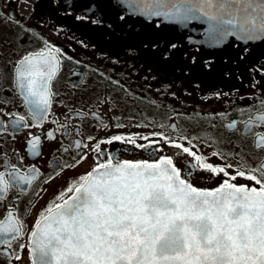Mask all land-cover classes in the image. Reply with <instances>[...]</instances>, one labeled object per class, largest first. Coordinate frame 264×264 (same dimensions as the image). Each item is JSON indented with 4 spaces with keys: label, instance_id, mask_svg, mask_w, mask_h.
<instances>
[{
    "label": "flooded vegetation",
    "instance_id": "1",
    "mask_svg": "<svg viewBox=\"0 0 264 264\" xmlns=\"http://www.w3.org/2000/svg\"><path fill=\"white\" fill-rule=\"evenodd\" d=\"M130 1L0 0V173L8 182L0 222L11 217L22 225L21 235L0 243V264H32L29 237L37 221L110 156L133 162L171 156L201 189L219 187L238 170L260 178L251 170L264 166V146L257 145L264 124L249 129L245 122L264 113V38L232 36L213 46L202 40L209 26L204 17L189 24L145 19L125 12ZM193 4L227 19L235 10L231 0L212 8ZM49 49L58 67L41 123L18 87L17 71L25 56ZM115 136L135 144L108 143ZM150 141L159 143L135 146ZM173 142L225 167L229 177L191 170L194 157ZM230 182L259 187L243 177Z\"/></svg>",
    "mask_w": 264,
    "mask_h": 264
},
{
    "label": "snow or ice",
    "instance_id": "2",
    "mask_svg": "<svg viewBox=\"0 0 264 264\" xmlns=\"http://www.w3.org/2000/svg\"><path fill=\"white\" fill-rule=\"evenodd\" d=\"M145 2L164 5L168 0ZM225 2L200 0L209 8ZM231 2L235 10L228 13V19L205 12L218 21L213 30L223 35L238 34L241 39L264 36V0ZM152 14L168 15L159 11ZM57 67L52 49L25 56L18 65V87L32 108L33 118L41 123L47 118L49 83ZM23 119L13 121L14 126L19 128ZM245 123L249 129L264 124V113ZM112 141L135 144L131 137L115 136L108 143ZM158 143L135 146L147 148ZM38 144L39 138L34 137L32 148ZM257 145L264 146V134H258ZM174 146L194 157L195 163L188 162L191 170L229 177L225 167L205 162V157L189 147ZM191 170L188 177L193 175ZM256 171L260 178L238 170L209 190L197 188L184 178L171 156L152 162L120 161L110 156L69 189L73 195L61 197L62 203L50 206L37 221L29 237L32 264H264V166L251 170ZM237 177L254 181L259 187L230 182ZM13 178L28 183L32 179ZM7 188L8 182L0 173V193ZM0 234L4 237L0 243L10 244L7 237L16 239L22 234V225L9 217L6 225L0 222Z\"/></svg>",
    "mask_w": 264,
    "mask_h": 264
},
{
    "label": "water",
    "instance_id": "3",
    "mask_svg": "<svg viewBox=\"0 0 264 264\" xmlns=\"http://www.w3.org/2000/svg\"><path fill=\"white\" fill-rule=\"evenodd\" d=\"M185 6V5H187V3L186 2H182V3H180V2H176L175 3V6ZM172 8H173V6H172ZM171 11L170 12H167L168 13V15L170 16V19L171 20H173V19H175V20H184V19H178V16H179V14H184V12H182V13H179V12H176V10L175 9H170ZM159 12H161V13H163L162 11H159ZM194 14L195 15H198L197 14V12H194ZM215 15L217 16V18H219L220 16H219V13H217V11L215 12ZM159 16H161V17H164L163 16V14L162 15H159ZM165 19H166V17H164ZM164 18H162V19H164ZM177 18V19H176ZM227 29H229V28H227ZM238 35V34H237ZM238 37H240L239 35H238ZM258 37H260V36H258Z\"/></svg>",
    "mask_w": 264,
    "mask_h": 264
}]
</instances>
